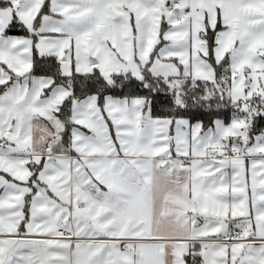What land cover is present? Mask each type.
<instances>
[{
	"label": "snow or ice",
	"instance_id": "snow-or-ice-1",
	"mask_svg": "<svg viewBox=\"0 0 264 264\" xmlns=\"http://www.w3.org/2000/svg\"><path fill=\"white\" fill-rule=\"evenodd\" d=\"M0 264H264V0H0Z\"/></svg>",
	"mask_w": 264,
	"mask_h": 264
},
{
	"label": "trees",
	"instance_id": "trees-1",
	"mask_svg": "<svg viewBox=\"0 0 264 264\" xmlns=\"http://www.w3.org/2000/svg\"><path fill=\"white\" fill-rule=\"evenodd\" d=\"M162 100V98H161ZM155 111L156 112H160L161 111V102L160 101H157L156 102V105H155ZM227 115V114H226ZM205 119V122H207V117L204 118Z\"/></svg>",
	"mask_w": 264,
	"mask_h": 264
}]
</instances>
